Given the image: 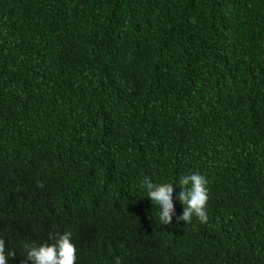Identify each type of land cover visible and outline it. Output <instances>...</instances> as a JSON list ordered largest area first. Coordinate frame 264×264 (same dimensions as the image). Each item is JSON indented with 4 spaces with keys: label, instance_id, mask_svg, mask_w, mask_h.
<instances>
[{
    "label": "trees",
    "instance_id": "16d2710c",
    "mask_svg": "<svg viewBox=\"0 0 264 264\" xmlns=\"http://www.w3.org/2000/svg\"><path fill=\"white\" fill-rule=\"evenodd\" d=\"M65 232L75 264H264V0H0L7 264Z\"/></svg>",
    "mask_w": 264,
    "mask_h": 264
},
{
    "label": "clouds",
    "instance_id": "9594fccd",
    "mask_svg": "<svg viewBox=\"0 0 264 264\" xmlns=\"http://www.w3.org/2000/svg\"><path fill=\"white\" fill-rule=\"evenodd\" d=\"M206 178L199 173L185 174L179 179L178 199L184 206L182 215L176 218L177 223L184 221L190 222L193 216L197 217L201 223L207 222L206 205L208 201V189L206 187ZM147 195L146 197L159 207L158 218L162 225H170L172 217L175 215L173 203V184L162 183L154 184L147 178L141 185ZM38 187H43V183H39ZM71 232L64 234H56L54 243L43 244L40 246L25 244L26 259L32 264H75L76 248L71 242ZM7 257H15L14 251H9ZM5 255V242L0 238V264H7ZM115 264H121L119 258Z\"/></svg>",
    "mask_w": 264,
    "mask_h": 264
}]
</instances>
